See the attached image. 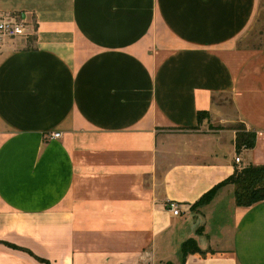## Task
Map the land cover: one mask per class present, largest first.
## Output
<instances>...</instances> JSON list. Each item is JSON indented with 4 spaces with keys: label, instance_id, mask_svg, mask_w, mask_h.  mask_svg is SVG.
<instances>
[{
    "label": "crops",
    "instance_id": "crops-1",
    "mask_svg": "<svg viewBox=\"0 0 264 264\" xmlns=\"http://www.w3.org/2000/svg\"><path fill=\"white\" fill-rule=\"evenodd\" d=\"M263 7L0 0L31 29L0 48V264H264V199L194 206L264 164V48L239 45Z\"/></svg>",
    "mask_w": 264,
    "mask_h": 264
},
{
    "label": "trees",
    "instance_id": "trees-1",
    "mask_svg": "<svg viewBox=\"0 0 264 264\" xmlns=\"http://www.w3.org/2000/svg\"><path fill=\"white\" fill-rule=\"evenodd\" d=\"M201 112L198 113V117ZM255 143V134L242 135L236 133V147H252ZM231 183L234 186L235 203L240 206H249L257 201L264 199V164H248L236 168L223 182L212 187L205 192L195 203L194 206L209 202L215 195L217 189L225 184ZM183 257L188 252L198 251L193 239H187L181 246ZM182 264V263H181Z\"/></svg>",
    "mask_w": 264,
    "mask_h": 264
},
{
    "label": "built area",
    "instance_id": "built-area-1",
    "mask_svg": "<svg viewBox=\"0 0 264 264\" xmlns=\"http://www.w3.org/2000/svg\"><path fill=\"white\" fill-rule=\"evenodd\" d=\"M30 30V26L23 12H7L0 10V48H2L9 39L29 36L31 34ZM59 136L60 132H51L48 138H58ZM234 162L239 164L240 157L235 156ZM168 209L174 215L179 214V205L175 201L169 202Z\"/></svg>",
    "mask_w": 264,
    "mask_h": 264
},
{
    "label": "rangeland",
    "instance_id": "rangeland-1",
    "mask_svg": "<svg viewBox=\"0 0 264 264\" xmlns=\"http://www.w3.org/2000/svg\"><path fill=\"white\" fill-rule=\"evenodd\" d=\"M239 45L247 49L264 48V7L260 11L258 20L250 31L240 40ZM219 100L223 101L222 103L224 104H228V98L226 96H223ZM224 115L233 120L232 125L237 129L238 133L242 135L254 134V131L248 128L238 117L230 112H226Z\"/></svg>",
    "mask_w": 264,
    "mask_h": 264
}]
</instances>
